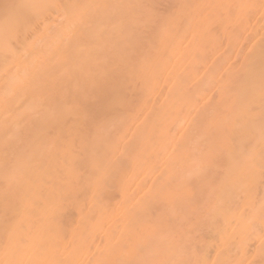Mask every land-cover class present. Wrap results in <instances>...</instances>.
Wrapping results in <instances>:
<instances>
[{"label":"bare ground","instance_id":"bare-ground-1","mask_svg":"<svg viewBox=\"0 0 264 264\" xmlns=\"http://www.w3.org/2000/svg\"><path fill=\"white\" fill-rule=\"evenodd\" d=\"M0 264H264V0H0Z\"/></svg>","mask_w":264,"mask_h":264},{"label":"snow or ice","instance_id":"snow-or-ice-1","mask_svg":"<svg viewBox=\"0 0 264 264\" xmlns=\"http://www.w3.org/2000/svg\"><path fill=\"white\" fill-rule=\"evenodd\" d=\"M25 23H26V21H23V20H22V21L19 22V25H18V26L23 27V25H24Z\"/></svg>","mask_w":264,"mask_h":264}]
</instances>
